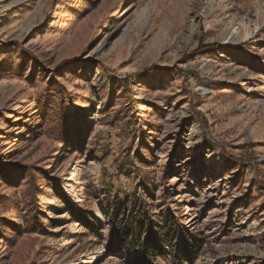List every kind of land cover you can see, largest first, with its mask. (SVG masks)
Listing matches in <instances>:
<instances>
[{
	"label": "rangeland",
	"instance_id": "obj_1",
	"mask_svg": "<svg viewBox=\"0 0 264 264\" xmlns=\"http://www.w3.org/2000/svg\"><path fill=\"white\" fill-rule=\"evenodd\" d=\"M134 192L264 264V0H0V264H131Z\"/></svg>",
	"mask_w": 264,
	"mask_h": 264
},
{
	"label": "trees",
	"instance_id": "obj_2",
	"mask_svg": "<svg viewBox=\"0 0 264 264\" xmlns=\"http://www.w3.org/2000/svg\"><path fill=\"white\" fill-rule=\"evenodd\" d=\"M111 188L110 184L109 189ZM143 197L135 192L125 193L113 215V224L119 229L121 242L131 255V264H156L158 258L174 263L176 257L164 249V243L160 241L159 236L164 238L165 243L174 246L175 237L179 234L176 222L170 217H160L161 227L158 231L151 229L150 207L147 202L142 201ZM194 241L198 242V239H189L188 234L181 236L179 250L187 256H192L200 249L197 243L191 244Z\"/></svg>",
	"mask_w": 264,
	"mask_h": 264
}]
</instances>
